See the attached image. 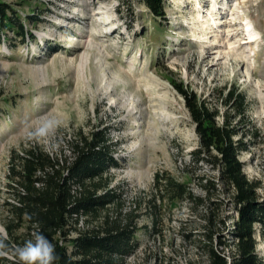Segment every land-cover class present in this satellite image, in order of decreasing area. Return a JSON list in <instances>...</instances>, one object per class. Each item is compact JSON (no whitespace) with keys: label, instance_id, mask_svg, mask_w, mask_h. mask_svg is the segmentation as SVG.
Listing matches in <instances>:
<instances>
[{"label":"rangeland","instance_id":"rangeland-1","mask_svg":"<svg viewBox=\"0 0 264 264\" xmlns=\"http://www.w3.org/2000/svg\"><path fill=\"white\" fill-rule=\"evenodd\" d=\"M0 1L13 5L35 36L21 41L12 29L0 31V237L9 238L5 225L12 210L6 203H16L7 189L12 153L37 148L70 158L74 141L107 128L117 164L106 175L120 202L98 218H85L82 230L119 213L139 215L137 248L122 264H208L204 243L210 230L226 243L223 252L235 251L229 232L238 217L234 193L218 170L193 163L199 136L175 84L220 109V125L232 108L222 104L219 91L237 87L245 95L249 121L241 126L248 150L240 159L247 178L260 181L263 201L264 0H238L241 22L252 23L259 35L256 45L241 49L245 35L237 34L241 27L233 25L224 0H166V18L159 22L142 0H95L87 9L80 5L91 0ZM74 12L80 14L73 20ZM227 14L231 21L218 19ZM74 45L82 48L69 55ZM51 120L60 121L59 127L36 135ZM204 175L219 185L211 196L199 184ZM170 183L186 184L204 203L197 207L173 196ZM255 228L257 252L264 257V229ZM14 237L17 245L31 239L26 222ZM5 258L20 264L11 253Z\"/></svg>","mask_w":264,"mask_h":264},{"label":"trees","instance_id":"trees-1","mask_svg":"<svg viewBox=\"0 0 264 264\" xmlns=\"http://www.w3.org/2000/svg\"><path fill=\"white\" fill-rule=\"evenodd\" d=\"M142 2L150 10L154 22L166 18V0ZM10 29L16 31L21 41L35 39L13 5L0 1V31ZM175 88L184 98L199 136L200 146L191 153L193 163L197 166L208 164L219 171L223 185L234 193L238 214L229 228L236 248L229 256L221 250L227 246L221 238L218 240L219 234L208 231L204 243L208 264H264V257L257 252L255 228L258 225L264 229V200L260 201L258 194L261 183L247 178L240 159V154L248 150L247 134L241 126L249 121L245 95L237 87L219 91L222 104L232 108L231 114H222L223 124L220 125L217 121L220 109L210 107L183 84H175ZM107 132L105 128L91 137L74 141L70 158L54 157L37 148L12 153L7 189L13 193L16 203H6L12 210V217L5 225L9 238L0 237L10 248L18 246L14 233L24 222L31 238L34 231H42L56 246L57 264H122L137 248L136 219L139 215L134 212L119 213L115 220L105 217L96 229L79 227L85 218L90 215L98 218L110 203L120 202V194L110 189L106 175L108 167L117 164ZM170 184L173 196L192 200L197 207L204 203L186 184ZM199 184L208 196L219 191L217 181L206 175L199 177ZM223 224L228 229L226 223ZM73 233L76 237H72ZM0 260L14 264L5 257Z\"/></svg>","mask_w":264,"mask_h":264},{"label":"clouds","instance_id":"clouds-1","mask_svg":"<svg viewBox=\"0 0 264 264\" xmlns=\"http://www.w3.org/2000/svg\"><path fill=\"white\" fill-rule=\"evenodd\" d=\"M59 125L60 121L51 120L44 128H41L36 135L45 136L49 129L58 128ZM32 138V135L28 136V139ZM40 143L47 145L46 142ZM29 219H31L30 216ZM10 253L18 258L20 264H57L59 260L56 246L42 231H34L31 239L26 240L23 245H18L14 249L10 248L9 245L0 238V257L8 256Z\"/></svg>","mask_w":264,"mask_h":264},{"label":"bare ground","instance_id":"bare-ground-1","mask_svg":"<svg viewBox=\"0 0 264 264\" xmlns=\"http://www.w3.org/2000/svg\"><path fill=\"white\" fill-rule=\"evenodd\" d=\"M69 1H71V2H76V1H73V0H69ZM68 1V2H69ZM95 0H91V1H89L88 3L86 2V4H83V3H85V2H83L80 6H85V8L86 7H89V6H91L92 4H93V2H94ZM225 2V4L227 3L228 4V10L230 9L231 10V14L234 16V18L233 17H231V18H229V16H228V14H227V16H223V17H220V18H218V19H220L221 21L223 20V18L225 19V21H226V19L228 20V19H230V20H228V21H231V19L233 20V25H238V26H240L241 27V31H237V34H242V33H244V35H245V40H243L242 42H240L237 46L241 49V48H243V46L244 45H247V44H250V45H252V46H254V45H256V43H257V39H258V37H259V35H258V32H257V28L252 24V23H246V24H244V23H242L241 22V20H240V14H239V7H237V5L238 6H240V2L238 1V0H224ZM80 2V1H79ZM75 4V3H74ZM226 8V7H225ZM87 9V8H86ZM226 10V9H225ZM73 14V15H72ZM72 14H70V15H72V16H70L71 17V19H73L74 20V18H75V16L76 15H79L77 12H74V13H72ZM236 17V18H235ZM85 20V19H84ZM109 21V20H108ZM104 22V21H103ZM111 22V21H110ZM198 22H200V23H202L201 25L203 26V28H204V30H205V27L207 28V29H209L210 28V25H208V24H206L205 23V21H203L200 17L198 18ZM214 23H217V20H215L214 21ZM242 24H243V26H242ZM104 25V24H103ZM218 28V27H217ZM65 29V26L64 27H61V30H64ZM117 30H118V27L116 28L115 27V29H114V31L113 32H111V34H110V36H112L113 34H115L116 32H117ZM214 31V30H213ZM212 31V32H213ZM211 33V32H210ZM105 36V35H104ZM97 39V38H96ZM81 48H82V46L81 45H74V46H72V47H70V49H69V52H68V54L69 55H78V53L80 52V50H81ZM212 48L213 47H209V52H206L204 55H203V60H206L209 56H210V53H212ZM208 49V48H207ZM252 52H255V48H253L252 49Z\"/></svg>","mask_w":264,"mask_h":264},{"label":"built area","instance_id":"built-area-1","mask_svg":"<svg viewBox=\"0 0 264 264\" xmlns=\"http://www.w3.org/2000/svg\"><path fill=\"white\" fill-rule=\"evenodd\" d=\"M227 255L229 256L230 254L227 253Z\"/></svg>","mask_w":264,"mask_h":264}]
</instances>
